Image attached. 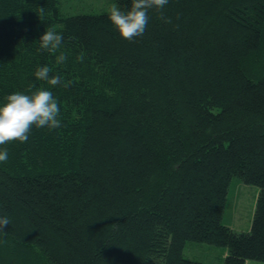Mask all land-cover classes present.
Here are the masks:
<instances>
[{
	"label": "trees",
	"instance_id": "trees-1",
	"mask_svg": "<svg viewBox=\"0 0 264 264\" xmlns=\"http://www.w3.org/2000/svg\"><path fill=\"white\" fill-rule=\"evenodd\" d=\"M149 15L129 40L109 13L0 0V102L47 87L61 107L59 128L0 146V237L36 264H208L189 243L264 263V0H167ZM48 26L64 35L55 52L39 41ZM43 64L60 84L35 76ZM234 179L259 188L249 232L224 224Z\"/></svg>",
	"mask_w": 264,
	"mask_h": 264
},
{
	"label": "clouds",
	"instance_id": "clouds-1",
	"mask_svg": "<svg viewBox=\"0 0 264 264\" xmlns=\"http://www.w3.org/2000/svg\"><path fill=\"white\" fill-rule=\"evenodd\" d=\"M167 0H131L129 8H123L113 4L110 8L109 19L118 29L121 36L133 39L142 36L150 21L149 12L153 4L163 7ZM64 35L54 27L48 26L39 41L42 48L55 52L63 43ZM58 62H64L67 55L61 53ZM49 65L43 64L37 67L35 76L47 81L51 85L61 83V75H50ZM61 114L60 102L54 96L53 91L47 87L35 88L29 92L15 91L7 95L0 102V146L9 141L19 140L27 142L32 126L50 129L59 128L62 121L58 118ZM9 159L7 147H0V162ZM10 220L7 216H0V227L7 226Z\"/></svg>",
	"mask_w": 264,
	"mask_h": 264
},
{
	"label": "rangeland",
	"instance_id": "rangeland-1",
	"mask_svg": "<svg viewBox=\"0 0 264 264\" xmlns=\"http://www.w3.org/2000/svg\"><path fill=\"white\" fill-rule=\"evenodd\" d=\"M62 8L68 15L109 13L115 0H60ZM43 138V137H42ZM259 188L247 185L240 179H234L229 188V194L224 215L225 226L236 232H248L252 227L253 216L256 209ZM8 240L0 237V264H13L16 257L24 255L22 251L27 250L24 258L25 264H36L40 261L29 253L30 248L19 247L17 253L11 249ZM225 248H218L206 244L189 243L185 248V256L195 261L208 264H224L222 260ZM22 263V262H21ZM39 263V262H38ZM151 264H163L157 259ZM247 264H264L263 262L249 260Z\"/></svg>",
	"mask_w": 264,
	"mask_h": 264
},
{
	"label": "crops",
	"instance_id": "crops-1",
	"mask_svg": "<svg viewBox=\"0 0 264 264\" xmlns=\"http://www.w3.org/2000/svg\"><path fill=\"white\" fill-rule=\"evenodd\" d=\"M249 231V230H248ZM227 251H225L224 253H223V256H222V260L224 259V258H226V256H227ZM247 264V263H246Z\"/></svg>",
	"mask_w": 264,
	"mask_h": 264
}]
</instances>
